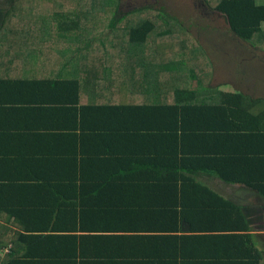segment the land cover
Wrapping results in <instances>:
<instances>
[{
    "label": "trees",
    "instance_id": "16d2710c",
    "mask_svg": "<svg viewBox=\"0 0 264 264\" xmlns=\"http://www.w3.org/2000/svg\"><path fill=\"white\" fill-rule=\"evenodd\" d=\"M120 1L12 0L9 8L0 12V113L5 121L18 115L27 122L33 119L36 124L41 120L38 116L51 112L62 119L56 126L58 137L68 135L70 144L80 139L86 142L87 134H91L96 141L102 138L114 145L124 132L128 138V134L153 133L157 129L165 132L170 145L186 122H206L220 115L224 106H234L237 118H231L229 113V120L241 124L250 120L256 127L243 124L232 128V132L264 137V101H252L242 95L209 94L206 89L214 76L210 55L173 19L148 9L119 11ZM206 6L224 18L238 40L264 52V0H207ZM209 29L217 30L213 26ZM7 132L1 129L0 138ZM79 133L77 137L75 134ZM39 162L31 152L4 153L0 178L7 181L21 164L26 167V175L40 176L46 162ZM158 176L146 173L141 179L158 192H173L177 206L178 184L159 182L162 177ZM1 183L0 193L15 187L9 182ZM27 185L22 192L40 187L32 186V180ZM260 191L264 195V185ZM170 200L167 201L171 204ZM220 200L219 207L213 209L217 214L213 223L225 229L221 231L224 234L203 236L200 243L209 244L212 252L199 243L196 254L187 250L183 255L184 246L179 253L169 246L164 264H263L250 234L231 230L245 222L240 208ZM8 211L11 216L17 215V211ZM203 221L209 223L206 217ZM27 223L31 221L24 222ZM6 231L3 244L10 245L12 241L9 256L19 242L37 238L33 231ZM154 247L159 249L157 244ZM101 250L95 248L85 257L89 261L114 259ZM157 255L151 254L153 259ZM123 257L130 258L126 254ZM5 261L0 257V264Z\"/></svg>",
    "mask_w": 264,
    "mask_h": 264
},
{
    "label": "crops",
    "instance_id": "0c3cea01",
    "mask_svg": "<svg viewBox=\"0 0 264 264\" xmlns=\"http://www.w3.org/2000/svg\"><path fill=\"white\" fill-rule=\"evenodd\" d=\"M229 39L242 46L236 36ZM248 48L251 55L264 56L260 49ZM216 78L217 71L213 86L206 89L211 95H242L264 101V82L237 84L227 77ZM222 109L220 115L208 119L210 122H186L170 145L165 132L160 134L157 129L128 134V138L124 132L114 145L102 138L96 141L91 134L86 142L80 139L70 144L68 135L58 137L56 126L62 119H57L56 113L41 114L36 124L33 119L27 122L7 114L8 123L0 113V131L9 130L0 138V159L4 153L31 152L37 163L46 162L40 176L26 175L21 164L7 181L0 178V184H15L0 193V244L9 229L33 231L37 236L19 242L11 256L12 241L3 244L0 257L2 261L8 258L4 264H164L169 246L177 253L184 246L182 254L187 250L196 254L197 243L212 252L213 247L200 243L203 236L224 234L221 231L225 229L213 223L217 215L213 209L219 207L221 198L240 208L246 223L231 230L250 234L264 264V195L260 191L264 185V137L234 134L235 126L254 128L256 123L229 120V113L237 118V109ZM146 173L161 176L159 182L178 184L177 206L173 192V196L158 192L141 179ZM29 180L40 187L22 192ZM8 210L17 211L21 219ZM205 217L209 223L203 221ZM188 239L189 243L183 244ZM95 248H102L101 252L114 259L89 261L85 256ZM153 252L158 254L156 259Z\"/></svg>",
    "mask_w": 264,
    "mask_h": 264
},
{
    "label": "rangeland",
    "instance_id": "374dc122",
    "mask_svg": "<svg viewBox=\"0 0 264 264\" xmlns=\"http://www.w3.org/2000/svg\"><path fill=\"white\" fill-rule=\"evenodd\" d=\"M205 1V2H204ZM207 0H121L119 11H137L148 9L153 13H160L176 21L186 31L197 46L210 55L213 74L217 71V78L227 77L232 82L251 81L254 85L264 82V56L252 55L248 45L239 42L242 46L233 45L235 37L228 30L223 17L212 13L206 6ZM12 0H0V12L9 8ZM149 13V12H146ZM153 13H150L152 15ZM147 18V16H145ZM211 26L216 31L209 29ZM228 38H226V37ZM233 43V44H232ZM238 44V43H237ZM259 63V64H257ZM193 82L195 76L192 77ZM213 86L212 82L208 86ZM249 87V86H248ZM251 88V86L249 87Z\"/></svg>",
    "mask_w": 264,
    "mask_h": 264
}]
</instances>
